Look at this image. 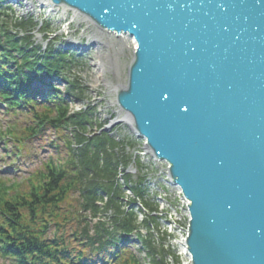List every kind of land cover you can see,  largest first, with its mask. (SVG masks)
Returning <instances> with one entry per match:
<instances>
[{"label": "water", "instance_id": "1", "mask_svg": "<svg viewBox=\"0 0 264 264\" xmlns=\"http://www.w3.org/2000/svg\"><path fill=\"white\" fill-rule=\"evenodd\" d=\"M46 2L133 41L113 100L187 200V264H264V0Z\"/></svg>", "mask_w": 264, "mask_h": 264}, {"label": "trees", "instance_id": "2", "mask_svg": "<svg viewBox=\"0 0 264 264\" xmlns=\"http://www.w3.org/2000/svg\"><path fill=\"white\" fill-rule=\"evenodd\" d=\"M75 64L72 54L65 55L52 45L44 51L31 46L29 35L16 37L6 30L0 35V101L8 111L18 109L31 116L23 136L8 133L22 146L27 138L54 131L68 149L63 166L47 163L34 181L0 184V257L14 264H142L129 245L134 234L150 263L163 264L165 251L152 246L149 237L136 234L135 212L121 209V188L115 177L122 144L106 133L85 137L83 132L91 124L94 109L70 114L67 100L52 82L47 83L51 88L42 95V102L41 94L30 86L40 77H60L67 84L69 97L83 99L84 88L66 75ZM40 105L46 111L38 112ZM70 130L75 132L76 148L68 137ZM76 190L82 199L78 211H90L93 217L101 212L96 206L100 192L109 196L106 210L114 213L109 223L94 225V235L88 224L80 226L82 217L67 206ZM148 219L143 226L153 222V218ZM82 221L87 223V218Z\"/></svg>", "mask_w": 264, "mask_h": 264}, {"label": "rangeland", "instance_id": "3", "mask_svg": "<svg viewBox=\"0 0 264 264\" xmlns=\"http://www.w3.org/2000/svg\"><path fill=\"white\" fill-rule=\"evenodd\" d=\"M11 7L14 9L18 8L16 7V5H13V4H11ZM4 11L6 12L7 17L3 15ZM0 12H1L0 14V33L2 29L1 28L2 24L6 23V27L8 30H13V32L22 34L23 30L21 28H11L10 27V23L14 22L13 17L16 18L22 15V9H20V11L14 10V14L11 13L10 15V10H7L6 8L1 7ZM37 13L38 11L37 9H35L34 13L31 12L27 14H30L29 17L35 19V22H36L37 19H42L43 17L42 14H41L42 17L41 16L37 17L36 15ZM66 14H68V17L70 16L69 12L67 11H66ZM61 20L62 19L59 20L60 22L59 26L61 24ZM76 25L77 26L75 30L69 36L79 38L80 36H77V34L82 35L84 33V30L82 29L81 31L79 23ZM26 32L33 34V35H37L38 33L37 30L35 31V25H33L32 27L29 26L26 29ZM48 32L49 31L47 29V33ZM34 41L36 42L35 38H34ZM58 42L59 41H57V43ZM126 49H128V47H126ZM91 54L92 53L85 54L84 59L86 61V64L85 62L82 64V65H85L84 68L82 67L83 69L75 67L73 68V70L75 74L81 77L82 80L86 81L88 85H90L91 87H97L98 82L94 80L96 76L95 72L97 69L91 70V68H93L92 61L96 60V58H94L93 54L92 55ZM102 75L105 76V78H107L108 80H110L108 77L109 75L108 71L102 73ZM32 85H33V88L35 87L37 89H40L41 91L47 90L45 85L40 83L38 79H36ZM59 87L60 89L65 91V88L62 83H59ZM92 97L94 98L95 95L93 94ZM110 101H111V98L105 94V90H104L99 101L95 102L96 103L95 105H97V108H98V114L100 113L99 115L97 114L96 120L102 121L101 125L102 124L107 125L106 123L107 121L103 116L106 115L109 110H111V112L114 113V116H115L116 110H114L113 112L112 106H111L113 103L112 101L110 103ZM79 106L80 105L78 104H69L68 105V109L70 110L69 113L80 110L81 107ZM39 111L44 112L46 111V109L43 106H40ZM10 113L11 112L7 113L5 108L0 106V184H2L5 180L9 181L10 184L11 183L26 184L28 181H34L38 177L39 173L45 170V166L47 165L48 162H54L56 165H60V166H63L66 163V157H67L68 150L63 145V140L58 139L57 132H54V131L45 130L41 132L39 135H37L36 138L34 139L24 140L25 142L24 148L20 146V143H18L15 149V142L17 141L14 138H12L11 135L6 133V131L10 129V123H16L17 126L12 128V130L14 129L18 135L23 136V132L26 131V128L30 126L29 124L31 123V120L28 117H23V113H27V111H20L16 109L15 113H13L12 115H10ZM61 135L63 136L62 133ZM64 135H65V132H64ZM70 136L71 135H69V138L72 141L73 145L75 146L74 139L73 137L71 138ZM53 143H55L56 146H54ZM14 151L20 152V154L17 155V153H14ZM124 197L127 198L126 196ZM81 201L82 199L80 197V192L76 190L70 194V197L67 201V206L69 209L78 212V214H80L82 219L85 217L87 218V223H84L81 219L79 224L80 226H85L86 224H88L89 225L88 228L90 230L93 227V225L96 224V220L93 219L89 213H84L82 211L80 213L78 211L80 209ZM121 209L124 211L125 206L122 205ZM175 209H176V212L178 213V210L176 207ZM100 211L101 212H99V215H101L102 213V210ZM109 211H114V210L109 209ZM162 212L168 218L171 216V214L168 213L167 211H162ZM178 217L182 218V219L179 218L180 222H179V219H176V221L172 220L171 223L177 222L179 226L183 224L182 227H184V224L186 222L185 217L180 216V215ZM141 219H142L141 216H138L136 214L135 223L138 226V230L142 232L143 234H146L147 230H144L140 227ZM92 220H95V221H92ZM183 231L184 230H181L179 231V233H175V230H174L173 231L174 233L172 232L173 240L178 239L176 236L182 235ZM164 232L167 233L168 231L162 230L161 234L165 238L163 243H161V241L159 240L158 233H156L158 239L155 241H152L153 243H151V245L156 247L157 249L159 248L165 251V255L163 256V264H179V263L181 264V262L184 263L185 256L180 253L181 247H177V245L176 247L169 245L166 242L167 236L165 235ZM138 248H139V245H137L136 243L132 245V249L134 250V253L138 255L140 262L142 264L148 263L149 261L148 256L143 251L139 252ZM0 264H14V262L10 259L0 257Z\"/></svg>", "mask_w": 264, "mask_h": 264}, {"label": "flooded vegetation", "instance_id": "4", "mask_svg": "<svg viewBox=\"0 0 264 264\" xmlns=\"http://www.w3.org/2000/svg\"><path fill=\"white\" fill-rule=\"evenodd\" d=\"M88 29L91 31V36L94 41L93 46L101 51L104 56L102 59L103 66L109 73V78L112 83L121 84L124 79L125 66L129 57V51L122 46V41L125 37L116 38L112 35L99 31L98 29L85 22Z\"/></svg>", "mask_w": 264, "mask_h": 264}, {"label": "bare ground", "instance_id": "5", "mask_svg": "<svg viewBox=\"0 0 264 264\" xmlns=\"http://www.w3.org/2000/svg\"><path fill=\"white\" fill-rule=\"evenodd\" d=\"M70 17H73L75 19V17H77V16H75V14H71ZM78 21H81V20H78ZM90 38H91V36H90ZM129 39L130 38L127 37L126 39H123V41H122V46L128 45V49H130L133 46V42L130 41ZM103 56H104V54L101 51H99V50L97 52L96 51L93 52V57L96 58V60L94 61V65L97 68V71L95 72L96 73L95 77H97L96 81H98V82L103 84V86H101V84H100V85H98L95 88V90L99 91V93H102L103 92L102 89H104V88L106 90L108 89V91H111V88H112V84H109V85L106 86L107 82L104 81L105 77L101 74V72L103 71L104 67L101 66L103 64H102V62H100V59L103 58ZM101 61H102V59H101Z\"/></svg>", "mask_w": 264, "mask_h": 264}, {"label": "snow or ice", "instance_id": "6", "mask_svg": "<svg viewBox=\"0 0 264 264\" xmlns=\"http://www.w3.org/2000/svg\"><path fill=\"white\" fill-rule=\"evenodd\" d=\"M161 97H162L164 100H167V99H168V97H167V96H164L163 93H161ZM184 110L187 111V109H184Z\"/></svg>", "mask_w": 264, "mask_h": 264}, {"label": "built area", "instance_id": "7", "mask_svg": "<svg viewBox=\"0 0 264 264\" xmlns=\"http://www.w3.org/2000/svg\"><path fill=\"white\" fill-rule=\"evenodd\" d=\"M178 237V236H177ZM180 238H178L177 240H174L175 243H179ZM181 252H183V250H181Z\"/></svg>", "mask_w": 264, "mask_h": 264}]
</instances>
